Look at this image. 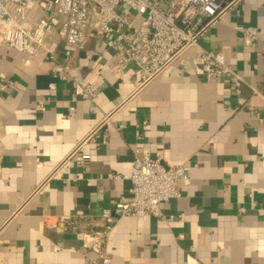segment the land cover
I'll use <instances>...</instances> for the list:
<instances>
[{"label":"crops","instance_id":"crops-1","mask_svg":"<svg viewBox=\"0 0 264 264\" xmlns=\"http://www.w3.org/2000/svg\"><path fill=\"white\" fill-rule=\"evenodd\" d=\"M250 26L264 43V0H236L198 46L146 84L134 66L117 75L114 52L94 32L84 51H72L68 74L55 75L44 50L0 45V79L13 84L0 89V264H102L82 232L103 230L93 221L129 196L131 183L109 176H130L138 147L165 166H193L192 179L161 206L174 222L115 224L112 264H264V99L226 78L207 81L197 59L200 49L222 54L264 89V57L244 47ZM48 47L60 56L70 49L56 34ZM71 79L97 82L102 97L75 100ZM82 144L88 175L70 158Z\"/></svg>","mask_w":264,"mask_h":264},{"label":"built area","instance_id":"built-area-1","mask_svg":"<svg viewBox=\"0 0 264 264\" xmlns=\"http://www.w3.org/2000/svg\"><path fill=\"white\" fill-rule=\"evenodd\" d=\"M236 0H0V45H7L22 53L35 56L39 51L47 53L55 75L70 72L73 50L86 49L90 32L103 41L115 55V73L124 76L129 66L138 69L142 84H146L190 48L198 46L200 39L214 27L234 6ZM56 34L69 50L62 56L48 47V40ZM244 47L258 57H264V43L255 27L242 31ZM207 81L229 79L236 90L244 87L264 99V89L252 88L227 63L222 54L200 49L197 54ZM75 100L96 103L101 97L97 82L71 79ZM13 85L0 79L4 91ZM51 96L57 95L55 84ZM72 110H74L72 108ZM148 124L143 122V126ZM138 139L142 140L138 133ZM84 144L77 147L72 157H78L76 165L89 174V157ZM163 157H153L138 147L134 153L130 176L112 174L109 179L127 180L131 183L129 196H121L114 210L103 213L102 219L93 221L103 230L82 235L102 264H112L106 243L115 224L124 217H155L174 222L175 216L165 217L161 206L179 198L180 188L189 185L193 166L189 164L165 166ZM2 157L0 155V165ZM69 226L77 228L75 222ZM53 228V226H51ZM55 227V226H54ZM89 227L88 224L85 228ZM91 243V244H90Z\"/></svg>","mask_w":264,"mask_h":264}]
</instances>
